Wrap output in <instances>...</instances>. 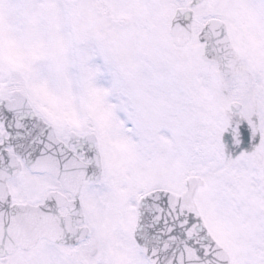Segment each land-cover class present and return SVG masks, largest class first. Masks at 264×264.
Listing matches in <instances>:
<instances>
[{
  "label": "snow or ice",
  "instance_id": "1",
  "mask_svg": "<svg viewBox=\"0 0 264 264\" xmlns=\"http://www.w3.org/2000/svg\"><path fill=\"white\" fill-rule=\"evenodd\" d=\"M0 264H264V0H0Z\"/></svg>",
  "mask_w": 264,
  "mask_h": 264
}]
</instances>
